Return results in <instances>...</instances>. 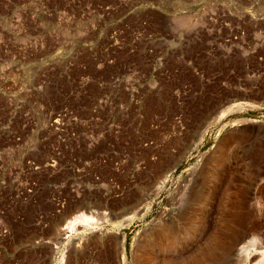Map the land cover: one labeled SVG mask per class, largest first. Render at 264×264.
Segmentation results:
<instances>
[{
    "label": "rangeland",
    "instance_id": "1",
    "mask_svg": "<svg viewBox=\"0 0 264 264\" xmlns=\"http://www.w3.org/2000/svg\"><path fill=\"white\" fill-rule=\"evenodd\" d=\"M213 165L262 197L242 225L192 203ZM263 166L264 0H0V264L187 260L235 226L212 264H264ZM82 212L96 225L71 232ZM161 227L190 241L150 243Z\"/></svg>",
    "mask_w": 264,
    "mask_h": 264
},
{
    "label": "bare ground",
    "instance_id": "2",
    "mask_svg": "<svg viewBox=\"0 0 264 264\" xmlns=\"http://www.w3.org/2000/svg\"><path fill=\"white\" fill-rule=\"evenodd\" d=\"M201 17V15H200ZM182 22L184 23V26L186 27H190L193 25H196L199 21L195 20V19H190V18H186L183 19ZM227 114L230 113V110H226ZM225 112V111H224ZM225 113V114H226ZM56 118V117H55ZM54 120V119H53ZM52 120V121H53ZM54 126H59V121L58 119L54 120L52 122V127ZM240 130H243L240 128ZM245 132V131H244ZM240 133V132H239ZM242 134V133H241ZM240 134V135H241ZM231 140V139H230ZM225 142V141H224ZM227 142V141H226ZM224 148V147H222ZM211 161V160H210ZM209 162V161H208ZM54 164H56L54 162ZM220 165V164H219ZM56 165L52 166L53 168ZM217 166V165H216ZM215 165L211 166V172L210 175L208 177H205L202 182H199L200 186L199 188L194 191L193 196H192V203L196 204L200 209H204L206 208L212 201H216L221 200L220 203H224L227 206L230 205L231 207V211H232V216H233V221L231 223H235L237 225H242L245 220H246V215L243 213V209L242 207H244V205L246 204V202H251L253 203V205L257 206L258 208L260 207V205H262V197H259L258 193H254V194H250L253 197H248L247 196V191H245L244 187L241 189V187L238 189V187L236 188V190H232L231 185L229 182L226 183L227 176L231 175V173L233 172L232 169L231 170H227L224 172V170L221 169L219 170V168H217ZM216 167V168H215ZM263 172L261 174L258 175L257 177V185L258 183H264V166H263ZM235 170V169H234ZM168 171H172V169H169ZM167 171V173H169ZM232 171V172H231ZM231 172V173H230ZM36 173L39 174V167L36 170ZM166 173V174H167ZM230 173V174H229ZM165 174V175H166ZM236 174V173H235ZM240 174V173H239ZM164 175V176H165ZM233 175V174H232ZM234 176V175H233ZM168 177V176H167ZM231 177V176H230ZM238 176H235L234 179H236ZM231 180V179H230ZM229 180V181H230ZM237 182V181H236ZM239 182V181H238ZM212 183H214V188L212 189V191H210V187L212 185ZM226 183V184H225ZM243 183V182H242ZM162 185L160 187L157 188V190L153 191L152 196H149L148 198H146V205L143 207L144 210L147 209H151L152 206L155 204L154 198H157L160 196V193L164 190L165 186L164 183H161ZM198 184V185H199ZM217 184H219V187L216 190V186ZM236 184V183H235ZM238 184V183H237ZM256 184V183H255ZM259 184V185H261ZM256 185V186H257ZM239 186V184H238ZM240 186H241V182H240ZM243 186V185H242ZM254 186V185H253ZM235 187V185H234ZM255 187V186H254ZM263 187V185H262ZM37 188V187H36ZM233 188V186H232ZM246 188V187H245ZM258 188V186H257ZM258 191V189H256ZM32 194V193H31ZM249 195V196H250ZM145 197V196H144ZM152 200L149 202V200ZM214 203V202H213ZM223 205V204H221ZM247 205V204H246ZM218 206V205H217ZM249 206V205H248ZM213 207V205L211 206V208ZM251 207V206H250ZM254 207V206H253ZM252 207V208H253ZM134 208V207H133ZM229 209V208H228ZM133 210V209H132ZM130 210L127 215L123 216L121 219H119L118 221L114 222L113 225L116 229L120 230L123 228H126L130 225H132L133 223H135L136 220H138L139 218H141V215L138 214L137 211H132ZM210 210V209H209ZM223 211V210H222ZM93 213V212H92ZM125 213V212H124ZM94 214V213H93ZM206 214V213H205ZM230 214V213H229ZM256 214V213H255ZM208 216V215H206ZM249 216V215H248ZM259 216V215H258ZM230 217V215H229ZM222 218V217H221ZM205 219V217H200V220ZM225 219V218H224ZM228 219V218H226ZM249 219V218H248ZM196 220V219H195ZM161 221V220H160ZM263 221V220H262ZM257 222V221H256ZM230 224V223H229ZM96 225V218L94 215L87 214L85 212L80 213L79 215L75 216V218L73 219V221H71L68 224L69 229L71 230V232H75L77 231V227L78 226H82V228H84L85 230L87 228H91L94 227ZM245 225V224H244ZM231 226H233V224H231ZM4 226L0 225V232L2 231V228ZM227 227V226H226ZM236 227V226H235ZM233 227V229H231V232H229V237L227 240H225L224 238H221L219 236L216 237H212V241H211V247L215 248H219L222 249L224 251L228 250L233 244L234 245H238L241 241V239H238V232H236V228ZM251 227V226H250ZM5 228V227H4ZM240 228V227H239ZM229 230V229H228ZM238 230V229H237ZM201 232V231H200ZM221 232V231H220ZM5 234H7V231L5 233H3L1 236H4ZM206 234V233H205ZM258 234V233H257ZM201 235V234H200ZM220 235V234H219ZM247 235V234H246ZM259 235V234H258ZM123 237V236H122ZM148 237V241L151 240L150 243L155 242L158 243L157 241H161L165 243L171 248L173 247L174 249H179L181 247L182 244H184V241H186L187 239H189V237H186L184 241L178 240L176 233H173L172 227H161V228H157V230H155L154 232H152ZM116 239L119 240L120 237L117 236V232H116ZM210 240V239H209ZM245 240V239H244ZM253 240V238H252ZM141 240H139L138 242L140 243ZM190 241V239L188 240ZM187 241V242H188ZM203 241V240H202ZM124 242V241H123ZM142 242V241H141ZM213 242V243H212ZM124 244V243H123ZM122 244V264H127V258L125 256V251H124V247ZM153 244V243H152ZM214 244V246H213ZM249 244V243H248ZM162 245V244H161ZM243 245V244H242ZM250 245V244H249ZM190 246V245H189ZM257 247V246H256ZM208 248V247H207ZM212 248H209L207 250L206 253H203L200 257H196V256H190L187 258V260H177L175 261L173 258H169L164 256L163 254L160 253V250L158 248H155V253L156 255H152V258L150 259H146L145 257H138L137 253L135 252L134 255V262L135 264H212V262H214L216 259L214 258L215 254L211 255L212 252ZM255 248V247H254ZM251 249V248H250ZM249 249V250H250ZM248 248L246 247H242L240 249V254L241 255H248ZM254 250V249H253ZM223 251V252H224ZM251 252V251H250ZM261 252V250H260ZM193 254V253H192ZM206 254V255H205ZM262 257H264V251L262 250L261 254ZM140 256V255H139ZM168 256V255H167ZM249 258V257H247ZM262 259V258H261ZM263 261V260H262ZM264 262V261H263Z\"/></svg>",
    "mask_w": 264,
    "mask_h": 264
},
{
    "label": "water",
    "instance_id": "3",
    "mask_svg": "<svg viewBox=\"0 0 264 264\" xmlns=\"http://www.w3.org/2000/svg\"><path fill=\"white\" fill-rule=\"evenodd\" d=\"M142 204H143V201L140 202L139 204L134 205V206H133V207H134V210L137 209L138 207H140V205H142Z\"/></svg>",
    "mask_w": 264,
    "mask_h": 264
}]
</instances>
